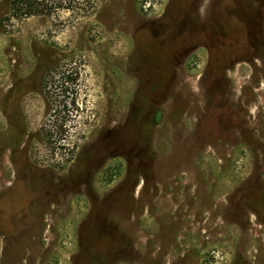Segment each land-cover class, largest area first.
<instances>
[{
  "label": "rangeland",
  "instance_id": "obj_1",
  "mask_svg": "<svg viewBox=\"0 0 264 264\" xmlns=\"http://www.w3.org/2000/svg\"><path fill=\"white\" fill-rule=\"evenodd\" d=\"M0 3V264H264V0ZM80 70L72 160L45 72Z\"/></svg>",
  "mask_w": 264,
  "mask_h": 264
},
{
  "label": "trees",
  "instance_id": "obj_2",
  "mask_svg": "<svg viewBox=\"0 0 264 264\" xmlns=\"http://www.w3.org/2000/svg\"><path fill=\"white\" fill-rule=\"evenodd\" d=\"M59 1L64 0H10L8 17L50 15L63 6H58ZM68 1L73 4L79 0ZM79 81V67L69 62L50 67L42 79L50 107L48 119L41 129V137L50 151L51 159L61 163V166L72 160L74 149L78 146L70 132L81 110L78 101Z\"/></svg>",
  "mask_w": 264,
  "mask_h": 264
}]
</instances>
